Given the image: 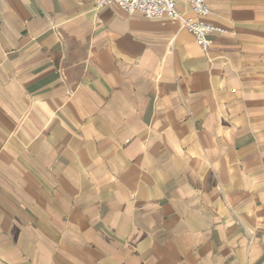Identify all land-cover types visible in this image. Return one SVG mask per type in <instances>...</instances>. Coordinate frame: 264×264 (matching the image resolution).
Here are the masks:
<instances>
[{
  "label": "crops",
  "instance_id": "crops-1",
  "mask_svg": "<svg viewBox=\"0 0 264 264\" xmlns=\"http://www.w3.org/2000/svg\"><path fill=\"white\" fill-rule=\"evenodd\" d=\"M205 1L202 50L166 17L0 0V264H264V0Z\"/></svg>",
  "mask_w": 264,
  "mask_h": 264
},
{
  "label": "built area",
  "instance_id": "built-area-1",
  "mask_svg": "<svg viewBox=\"0 0 264 264\" xmlns=\"http://www.w3.org/2000/svg\"><path fill=\"white\" fill-rule=\"evenodd\" d=\"M184 1L191 15H185L177 7L175 0H96V6L101 8L106 5H116L126 14L140 12L149 19L166 17L172 21H178L193 35L196 44L202 50H206L211 43L209 35L222 34L226 30L206 20L209 9L205 0Z\"/></svg>",
  "mask_w": 264,
  "mask_h": 264
}]
</instances>
